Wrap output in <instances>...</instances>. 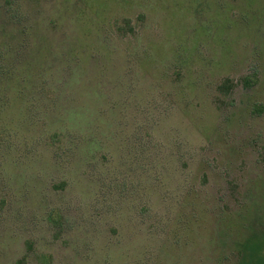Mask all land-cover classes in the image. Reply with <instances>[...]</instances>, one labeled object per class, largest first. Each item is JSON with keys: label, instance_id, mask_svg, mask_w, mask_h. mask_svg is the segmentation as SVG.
<instances>
[{"label": "rangeland", "instance_id": "374dc122", "mask_svg": "<svg viewBox=\"0 0 264 264\" xmlns=\"http://www.w3.org/2000/svg\"><path fill=\"white\" fill-rule=\"evenodd\" d=\"M0 264H264V0H0Z\"/></svg>", "mask_w": 264, "mask_h": 264}, {"label": "trees", "instance_id": "16d2710c", "mask_svg": "<svg viewBox=\"0 0 264 264\" xmlns=\"http://www.w3.org/2000/svg\"><path fill=\"white\" fill-rule=\"evenodd\" d=\"M3 55L0 52V77L3 79H8V76L10 74V69L7 67L5 63L2 62L1 57ZM3 84V81L0 83V88L1 85Z\"/></svg>", "mask_w": 264, "mask_h": 264}]
</instances>
